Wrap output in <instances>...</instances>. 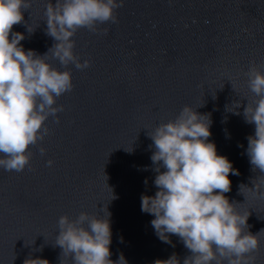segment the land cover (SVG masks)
Listing matches in <instances>:
<instances>
[{
    "label": "water",
    "instance_id": "95a60500",
    "mask_svg": "<svg viewBox=\"0 0 264 264\" xmlns=\"http://www.w3.org/2000/svg\"><path fill=\"white\" fill-rule=\"evenodd\" d=\"M48 2L56 0H31L24 23L13 26L25 36V51L44 55L55 43L46 35ZM116 15L117 23L98 25L97 33L82 28L72 38L74 54L89 68H65L48 54L52 67L71 71L74 88L54 105L64 108L60 123L49 117V134L30 146L29 168H0V264L29 257L72 264L55 244L59 218H103L106 206L110 259L123 254L127 264H154L176 254L183 264L190 252L176 235L170 243L158 238L141 196L158 190L148 132L185 106L209 116V142L239 171L229 174L225 196L241 215L250 213L245 232L259 241L250 264H264V174L252 170L246 154L255 125L243 115L256 98L244 74L253 65L264 73V0H124Z\"/></svg>",
    "mask_w": 264,
    "mask_h": 264
},
{
    "label": "clouds",
    "instance_id": "9594fccd",
    "mask_svg": "<svg viewBox=\"0 0 264 264\" xmlns=\"http://www.w3.org/2000/svg\"><path fill=\"white\" fill-rule=\"evenodd\" d=\"M123 4L124 0H56L55 5L48 2L44 13L46 35L55 43L47 53L38 55L33 50L25 51L21 44L24 34L12 31L14 25L24 23L22 10L31 8V0H0V168L17 173L29 168L30 146L49 134L45 122L55 117V123H60L58 113L64 108L54 105L59 97L73 90L72 73L52 67L47 62L48 54L65 68L69 64L78 70L89 68L90 61L81 63L74 54L72 38L82 28L97 33L98 25L117 23L116 10ZM27 31L34 30L28 26ZM244 75L256 97L243 112L245 122L255 125L254 135L247 137L246 154L252 170L264 174V73L253 65ZM233 105L235 109L241 107L239 103ZM210 126L208 115L185 106L174 120L148 132L154 146L150 159L156 166L154 185L158 190L154 196H141V211L155 217L151 226L162 242L170 243L169 235L179 237L190 252L183 264H250L255 259L252 253L259 249L258 234L245 232L250 213L241 215L236 204L225 196L231 191L229 174L240 173L209 142ZM39 152L43 156L46 149L40 147ZM47 163L51 167L53 161ZM102 210L103 218L86 212L74 220L67 215L59 218L55 244L62 250L60 258H71L72 264H127L123 254L117 261L110 259V213L107 206L106 213L105 208ZM23 264L49 261L29 257ZM154 264L180 261L173 254Z\"/></svg>",
    "mask_w": 264,
    "mask_h": 264
}]
</instances>
